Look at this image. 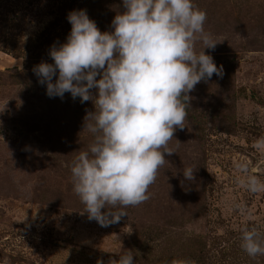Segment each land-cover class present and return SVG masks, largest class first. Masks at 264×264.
<instances>
[{
	"label": "rangeland",
	"instance_id": "obj_1",
	"mask_svg": "<svg viewBox=\"0 0 264 264\" xmlns=\"http://www.w3.org/2000/svg\"><path fill=\"white\" fill-rule=\"evenodd\" d=\"M193 2L218 42L205 51L222 75L188 94L185 127L169 142L176 153L165 154L149 199L105 227L88 219L71 173L93 141L83 128L94 104L49 97L33 68L54 63L70 11L86 9L111 31L123 0H0V264H110L127 250L136 264H264L241 248L243 227L264 238V192L242 186L235 167L264 181V154L253 147L264 136V0ZM185 166L196 169L193 181Z\"/></svg>",
	"mask_w": 264,
	"mask_h": 264
},
{
	"label": "clouds",
	"instance_id": "obj_2",
	"mask_svg": "<svg viewBox=\"0 0 264 264\" xmlns=\"http://www.w3.org/2000/svg\"><path fill=\"white\" fill-rule=\"evenodd\" d=\"M123 7L111 31H101L86 9L70 11L66 42L50 48L54 63L33 68L49 97L70 93L94 104L83 128L94 138L72 162L71 173L88 219L105 227L128 216L127 207L149 199L165 154L176 153L169 142L177 127H185L188 94L201 80L223 72L205 51L218 42L205 31L206 12L193 0H123ZM197 42L203 45L199 52ZM253 147L264 154V136ZM235 167L245 173L242 186L264 192V181L250 174L247 164ZM195 170L185 166L184 178L193 181ZM241 248L253 258L264 255V238L256 228L243 227ZM110 264L136 260L127 250Z\"/></svg>",
	"mask_w": 264,
	"mask_h": 264
}]
</instances>
